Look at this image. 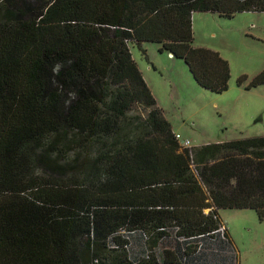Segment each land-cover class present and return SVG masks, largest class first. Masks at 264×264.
<instances>
[{
    "label": "trees",
    "instance_id": "1",
    "mask_svg": "<svg viewBox=\"0 0 264 264\" xmlns=\"http://www.w3.org/2000/svg\"><path fill=\"white\" fill-rule=\"evenodd\" d=\"M196 11L264 0H0V264H191L219 209L264 217V135L182 147L132 57L159 43L226 91L228 61L193 45Z\"/></svg>",
    "mask_w": 264,
    "mask_h": 264
},
{
    "label": "rangeland",
    "instance_id": "2",
    "mask_svg": "<svg viewBox=\"0 0 264 264\" xmlns=\"http://www.w3.org/2000/svg\"><path fill=\"white\" fill-rule=\"evenodd\" d=\"M192 27L195 47L217 51L229 63V87L222 93L200 86L186 63L161 51L159 43L145 42L143 49L136 45L130 48L173 131L180 134L181 140L188 139L190 147L264 135V83L251 85L264 70V11L238 12L231 18L196 11ZM135 111L145 113L139 108ZM93 157L94 149L82 155L80 163L90 162ZM218 215L234 251L219 234L206 238L207 258L191 264H229L236 255L238 264H264V217L255 209H219ZM128 235L132 247L139 251L138 233ZM174 238L172 232L153 252L173 247Z\"/></svg>",
    "mask_w": 264,
    "mask_h": 264
},
{
    "label": "built area",
    "instance_id": "3",
    "mask_svg": "<svg viewBox=\"0 0 264 264\" xmlns=\"http://www.w3.org/2000/svg\"><path fill=\"white\" fill-rule=\"evenodd\" d=\"M175 137L177 138V140H179L180 144L182 147H190V141L188 139H185V140H181V136L179 133H176L175 134ZM215 232H218L219 234H221V236L223 237V239L226 240L227 238V229L224 225H221L220 228L215 231Z\"/></svg>",
    "mask_w": 264,
    "mask_h": 264
},
{
    "label": "crops",
    "instance_id": "4",
    "mask_svg": "<svg viewBox=\"0 0 264 264\" xmlns=\"http://www.w3.org/2000/svg\"><path fill=\"white\" fill-rule=\"evenodd\" d=\"M223 225H224V224H223ZM224 226H225V225H224ZM225 227H226V226H225ZM226 229H227V228H226ZM227 236H228V231H227ZM227 239H228V237H227ZM228 242H230V240H228ZM229 244H231V242H230ZM231 250L234 251L232 245H231ZM235 255H236V253H235ZM205 258H207V256H206ZM207 260H208V259H207ZM230 261H231V260H230ZM229 264H238L237 255H236L234 261H233V262L231 261Z\"/></svg>",
    "mask_w": 264,
    "mask_h": 264
}]
</instances>
